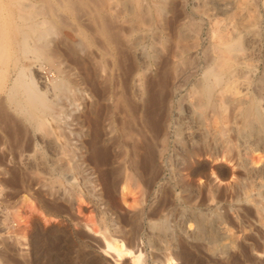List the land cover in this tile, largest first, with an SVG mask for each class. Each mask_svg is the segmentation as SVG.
I'll return each instance as SVG.
<instances>
[{"label": "rangeland", "instance_id": "374dc122", "mask_svg": "<svg viewBox=\"0 0 264 264\" xmlns=\"http://www.w3.org/2000/svg\"><path fill=\"white\" fill-rule=\"evenodd\" d=\"M1 1L3 0H0V20L4 21V23H1V29L9 33L12 30V24L4 19L8 9L1 7ZM25 1L33 3L37 1L36 3H40V0ZM115 1L118 0H111L110 2L113 3ZM155 1H157L158 4H156L158 6L153 4L152 0H142V10L137 6L129 10V4H120L116 10L117 17L122 22L125 21L126 24V20L152 21L150 23L154 24L153 29H157L164 17L172 15V9L177 12L179 21L185 26V37L177 44H173L172 47V53H179L180 55L174 57L169 69L167 87L164 88V91L169 94L168 98L165 102L157 104L165 124L169 146L160 157L158 156L157 162L159 161L160 173L159 177L154 181L149 182V175L146 176L149 172L145 167L141 166L143 170L141 168V171L140 169L137 171L130 166L129 160L134 158L133 145H131L133 141L125 139L121 134L122 122L124 118L126 120L129 117L126 116L125 112L121 111L123 110L122 108H118L120 103L116 102L118 101L116 98L118 94L121 95L126 90H123L125 84L122 82L125 81V77H123L125 71L121 69L113 70L112 72L116 71L114 73L111 72V82L107 81L105 82L108 83L107 85L103 84V87L106 85L104 90L108 92V96L106 95L107 99L99 100V105H97V102L95 104L97 97L93 99L90 89L81 83V65L73 62L64 52L67 44L79 41V37L74 30L66 29L61 31L58 25H55L53 30L47 34L49 38L44 36L45 40H50V44L45 46L38 55L35 52V54L30 52L28 59L14 61L8 67L11 76L15 77L16 70L21 64L25 63L29 66L27 73L35 77L36 86L44 92L49 107L48 109L45 106H41L40 110H32L38 112V114H43L39 123H30L26 119L29 113H27V109L25 111L16 107V103L8 101L9 103L4 104L7 106V110L9 109L8 112L11 117L13 120L26 122L31 134L46 136L55 140L54 142L58 144L59 151L67 164V174L58 172L49 160L50 148L48 149L47 146L39 144L35 151L31 150L30 153L35 152L37 156L41 157L51 167L49 168L48 182L50 181L49 185L51 183L52 189L60 191L59 195L48 197L50 198L48 199L50 208H47L43 204V200L36 193L34 194V190L24 186L26 182H22L19 187L17 186L19 189H16L12 198L13 202L8 206L9 208L6 209L5 207L6 210L3 209L4 215L1 218V224L3 225L0 233L2 232V235L7 236L9 232L11 234V232L16 231L24 235L19 242L14 243L12 238L11 240L9 239V242H13V246L18 249L13 247L16 251H13L12 254L15 255V258L21 264H114L113 257L103 251L101 234H95L86 224L91 222L92 227L96 231L103 230L115 233L118 230L120 232L116 233H121V237L128 244L135 245L137 241L135 237L139 234L136 232V234L130 236L132 235L129 233L131 225L127 218L142 210L145 215H141L144 220L142 218L139 222L138 233H143L142 238L145 241L143 249L147 252V256L150 257L147 264H153L157 254L159 256L162 254L157 248L160 246L163 249L171 247L177 252L179 258L176 259L174 264H196V258L201 259L203 264H214L215 258L207 253L206 249L209 248L208 245H211V243L209 244V235H211L210 233L214 235L216 228H218L220 233L225 234L224 240L221 239L218 244L222 245V242L231 244H229L228 253L224 254V258H219L217 261L219 262L221 259L229 261L231 259L229 261L231 262L233 256L235 257L239 254L240 245L245 240V236L252 239L261 230L259 227L264 222V121L261 127L262 132L260 131L259 133L251 129L249 131L248 127L245 126L246 123L242 124V121L236 117V112L238 111L237 108H234L239 104H233L232 102H235V98L238 95L242 96V100H244L240 106L257 108L255 110H258L257 112L261 114L264 120V0H154V3ZM70 22L73 28L82 26L81 19L74 15L71 16ZM224 24L229 25H226V31L228 29L227 32L230 33L229 35L235 48L230 53H223L224 55H222L221 59L219 61L216 60V64L213 62L212 69H209L206 52L214 51L212 41L216 39H211V36L214 33L216 34L219 31V27ZM153 29H150V31L152 32ZM213 36L216 37L215 35ZM147 42L148 45H146L145 49L149 51L150 41L148 40ZM8 48L10 57H15L18 50L17 46L10 44ZM87 53V50L79 48L76 50L77 56L80 57ZM108 61L110 62V58L105 60L108 67H110V64L107 63ZM154 62L156 63V60L150 57L149 65L147 64L149 67L142 73V79L145 83L146 80L155 79L158 62L156 64ZM208 69L213 70L211 73L214 74L207 76L208 74L204 71ZM120 71L122 75H120ZM145 72L147 79L144 78ZM112 74H114V77L117 75L116 78L112 77ZM243 89L244 92L242 91ZM129 96L130 94L127 97ZM133 102L132 105L135 109H138L139 105L142 106V100L140 99ZM0 103L3 104L1 99ZM101 104L103 109L100 107ZM97 107L102 109L99 110V113L102 111L100 114L104 117L102 119L103 122L105 121V125L109 123V125H106L107 127H114V132H107L109 135L107 134L103 137L104 142L108 139L105 145L109 147V160L102 164L100 168H94V163L87 160V162H90L88 165L90 168L85 169V166H80L79 156L82 153L85 157L89 156L87 155L89 154L88 147L93 137L90 132L95 129L96 125L94 124V119L89 120L88 117L90 116L89 111H95ZM182 114L183 116L184 114H190L191 117L185 118L184 116V119L183 116L181 117ZM235 119H239L240 122ZM200 121L206 126L207 132L205 131L206 134L204 133L198 137L194 132L196 123L201 124ZM220 121H222L221 124L218 123ZM237 123L240 126L244 125L242 126L243 128L245 127V131L243 130L241 134H238L236 129H233V127L237 126ZM89 125L92 129L89 128ZM131 126H134L135 131H137V134L135 132L139 138L136 137L137 142L139 144L141 142V145L135 142L138 154L134 155L140 159L141 154H143V149L141 148L143 141L139 129L144 127V125L139 117V110L135 112ZM231 126H233L232 129ZM111 127L107 128V131ZM151 129V127L142 129L146 133V139H150V141L153 140ZM232 130L234 131L232 132ZM214 131L217 132L219 137ZM220 131L222 132L220 133ZM3 133L1 128L0 134L2 135ZM190 135L192 136L191 139L202 142L203 146L211 142L215 135L217 136L215 139L218 140L223 135L220 140L224 138V140L226 139L230 142L231 149L230 153L228 152L229 155H227V157L229 156L228 159L225 157L216 161V156L208 154L206 150L208 146H206V149L200 153L201 157H195L196 162L199 163L190 165L191 162L184 154L186 144L187 146L191 144ZM110 136H114L115 141L118 139L116 141L117 145H112L109 142ZM187 139L189 142H187ZM177 141L180 142L178 143ZM182 141L184 142L182 143ZM180 143L183 146L182 148ZM83 144L85 147H83ZM6 153L9 154H7L9 160L11 155L10 161H8ZM219 153V157H222L223 152L220 151ZM3 154L4 157L0 154L1 198L7 192H14L11 191V182H7L9 179L7 177L11 176V171L13 172L15 169L21 171L23 169L20 163L13 161L11 152L6 149ZM253 159L258 161V163L253 164ZM166 162L168 163L166 164ZM3 165L6 167H3ZM203 165H206L204 169L205 173L208 174L207 178L201 174L195 173L194 175L192 172L194 168L197 169L198 166L200 168ZM8 168L11 170L9 174L5 172ZM212 169H216L217 179L211 175ZM92 170L95 171L94 174H92ZM106 170L107 173L105 175L107 176H102L101 172H106ZM126 177H128V187L140 201L139 207L141 209H131L119 203L120 206L115 207L112 212H104V209L95 202V195L92 194V191H89V188L97 184L99 192L104 194L102 196L105 199H108L109 191L105 186L115 182L118 189ZM3 194L4 196H2ZM116 196L119 200V190H116ZM79 197H82V203H79ZM2 204L4 203L2 202ZM56 206H58L57 209L55 208ZM17 209L19 210V217L16 215ZM261 209H263L262 213L259 212ZM196 220L200 225L198 234L201 237L202 244L199 252L194 247L198 234L192 230L194 228L189 229L187 227L189 223L194 225ZM149 221L153 222L150 226L148 224ZM115 225H119V227L116 226V228ZM50 228L54 229L48 234L49 239L42 241L39 236L45 234ZM195 235L196 237H194ZM11 236H15V234L12 233ZM37 243L38 245L40 244L39 247ZM205 245H207L206 248ZM0 264H5L4 259L2 260L1 257ZM124 264H128V261Z\"/></svg>", "mask_w": 264, "mask_h": 264}, {"label": "bare ground", "instance_id": "6f19581e", "mask_svg": "<svg viewBox=\"0 0 264 264\" xmlns=\"http://www.w3.org/2000/svg\"><path fill=\"white\" fill-rule=\"evenodd\" d=\"M110 1L111 0H40V3H36L37 1L34 3L33 2H26L25 0H3V1H1V7H3V8L6 7L8 9L7 14H5V16L4 15L3 16H4L5 21H7V22L9 21L10 24H12V30L9 33L5 32L4 29L2 30L1 29V23H4V21L0 20V99H1V102H3V104L0 103V106L2 107L0 109V129L2 128V130L4 132L2 135L0 134L2 136V137L0 136L1 137L0 138V150H2L1 151L2 153L0 152V154H2V156H3L5 154V153L3 154V152L7 149L8 152L12 153L13 161L15 163H20L22 165L23 169H21V171H19V169L18 170L15 169V171L12 172L11 171L12 167L10 166L11 170L8 168L5 171L8 174H9V171H11V174H10L11 176L7 177V178H9L7 180V182L8 181L11 182V184H12V185L10 184L12 186L11 191H14V192H7V190H6V192H7L6 195L4 196V194H3L2 196H4V197H2V198L0 197V199H1V201H0V229H2L1 227L3 225V224H1V218L4 215L3 209H5V207H6V209L9 208L8 206H10L11 202H13L12 198L15 195L16 189L17 190L19 189V188H17V186L19 187V185H21L22 182H26V184L24 183L25 184L24 186L29 187L30 190H34V194L36 193L43 200V204L47 208H50L49 200H48L50 198H48V197L59 195V193H60L59 190H55V189L51 188V186H50L51 183L49 185V182H50V181L48 182L49 174H50L49 168H51V167H49L47 162L44 161L41 157L37 156V154L35 152L30 153L31 150L35 151L36 147L39 144L47 146L48 149L50 148L49 149V151H50L49 160L51 161L52 166L58 172L67 174L66 161L64 160L61 152L59 151L58 144L56 142H54L55 140L49 139L46 136H39L37 134H34V135L31 134L27 123L23 122V121L21 122L19 120L18 121L13 120L10 113L8 112L9 109L7 110V106L4 104V103L12 102V103H16V107H19L23 110L27 109V113L28 112L29 113H28V116L26 119L29 120L30 123H39L40 122L43 113L38 114V112H35V111L37 109L40 110L39 108L41 106H45L46 108L49 109L48 103L46 101V97L44 95V92L41 89L37 88V86H36L35 77L32 75H29L27 73V68L29 66H27L25 63L22 62L23 64H21V66H19L16 70L15 77L11 76V72L9 71L8 67L14 61L28 59L29 58L28 54H30V52L31 53L35 52L38 55L39 52H41V50L43 48H45V46L50 44V42H49L50 40H47V39L45 40L44 36L45 37L48 36V38H49V35H47V34H49V32H51L53 30L55 25H58V27L60 28L61 31H65L66 29H72L76 32V35L79 37L78 42L75 41L76 43L74 42V43L67 44V46L64 48V52H65V55L67 57H69L73 60V62L79 63L81 65V69H82V74L80 75L81 83L85 84L90 89V92L92 94L91 96L93 97V99L94 98L96 99V97H97V99H96L97 101L94 102L95 104L97 102V105H99L100 104L99 100L105 99L108 96L107 95L108 92L104 89H105V86L108 84L105 82L110 81L111 72L113 70L117 71V70H121V69H122V71H125V73H123L124 74L123 77H125V81H122L123 84H125L123 87V90L124 89H126V90L128 89V90H127V92H126V90H124V91L122 90L123 93L121 95L118 94L117 95L118 97L117 98L115 97V98L118 100L116 102H118V104L120 103V106L117 104L118 108H122L123 110H121V109L120 110L122 112H125L126 116L129 117L126 120L124 118V121L122 122V127L120 130L122 131L121 134L125 139H130L133 141V144H131V145H133L132 149H133V157L134 158L129 160L130 166L134 170H137V171H139V169L141 171V168H142L141 166L145 167L147 169V171L149 172L146 174V176L149 175V178L147 177L149 179V182L152 180L154 181L155 179H157L159 177V173H160L159 169L160 168H159V164H158L159 161L157 162V159H158V156L160 157L164 153V151L167 150V148L169 146V140H168V137L166 135L165 124H164V121L162 119V115L159 112L157 104H161V103L165 102V100L168 98L169 94L164 91V88L167 87L166 84L168 82L167 80H168L169 69L172 65V61L174 60V57L180 55L179 53L173 54L172 53V47H173V44H177L182 38L185 37V35H186V31L184 30L185 26L183 25V23H181L179 21V19L177 17V12L175 10H172V9H171L172 15L169 17H164L162 19V22L157 26V29H153L154 24L150 23L152 21L126 20L127 21V24H126L125 21L122 22L117 17V15H116L117 7L120 4H125V5L129 4L130 5L129 10H132V8L135 6L140 7V9L142 10V8H143L142 0H118V1H115L113 3ZM152 1H153L152 2L153 4H155V5L158 4L157 1H155V3H154V0H152ZM39 7H41V9H39ZM72 15L81 19V22H82L81 25L82 26H79V27L77 26V27L73 28V26L71 25V22H70V18ZM226 25H228V24H226ZM226 25L225 24L221 25V27H219V29H218L219 31L216 34L215 33L212 34V36H211L212 37L211 39H214V38H216V39H215V41L214 40L212 41L214 51L212 52L210 50V52H206L207 64H208L209 69H212L211 66H213V62L215 63L216 60L219 61L221 59L222 55L232 52L233 48H235V46L233 45L234 43L232 42V38L229 35L230 33L227 32L228 29L226 31ZM150 29H153V31L151 32ZM216 29H217V27H216ZM213 35H215L216 37H214ZM148 40L150 41V43H149L150 50L148 48L149 51H147L145 49L146 45H148L147 44ZM163 42H164V45H163ZM10 44H15L17 46L18 50L15 54V57H10L9 48H8V46ZM77 48H79L81 50H87L88 53L81 56V57L77 56V54H76ZM46 49H47V47H46ZM150 57L155 59L156 63L158 62V66H157L158 70L156 72L157 74L154 77L155 79L154 80H146V83H145L144 80L142 79L143 78L142 73H143V71H145L149 67L148 61H149ZM108 58H110V62L108 61L107 63L110 64V67H108V65L105 62V60H107ZM156 63L154 62V64H156ZM239 64H241V63H239ZM209 69L204 71L208 74L207 76L214 74V73H211L213 70L211 71ZM237 70L239 71V69H237ZM116 71H114V72H116ZM114 72H112V73H114ZM119 73H120V75H122L121 71ZM116 74H118V73H116ZM144 74H145L144 78H146L145 77L146 72ZM112 75H113L112 77H114V74H112ZM116 76L114 78H116ZM120 77H122V76H120ZM122 79L124 80V78H122ZM142 80H143V83H142ZM223 81H224V79H223ZM114 82H116V81L114 80ZM211 82H212V80H211ZM104 83L106 85H104V87H103ZM210 83H208V84H210ZM222 83H224V82H222ZM205 84L207 85V83H205ZM242 85H241V87H242ZM235 87H236V85H235ZM238 87L241 88L240 86H238ZM229 88H230V86H229ZM244 89L242 90L243 92H244ZM117 91H118V89H117ZM117 91H115V92H117ZM115 92H114V94H115ZM200 92H202V91H200ZM205 93H207V92H205ZM128 94H130L129 97H127ZM4 95H5V97H4ZM226 97H227V95H226ZM244 98H246V97H244ZM108 99H110V98H108ZM138 99L142 100V106L139 105V108L137 107L138 109H135V107L132 105V103H134L133 101H136ZM243 100H242V96L238 95L235 98V102H232L233 104L234 103H237V105L239 104L238 106H236L234 108V109L237 108V111H238V112H236V114H237L236 117H238L242 121V124L246 123L245 126L248 127L249 131L251 129V130L257 131L259 133H260V131L262 132L261 127H262L264 120L262 119L261 114L259 112H257L258 110H255L257 108L254 109L252 106H249L246 108L240 106L241 103L243 102ZM248 105H250V104H248ZM101 106H102V104L100 105V107ZM102 109H98V107H97V110L89 111L90 116L88 118H89V120L94 119V124L96 125V127L93 130L91 128V126L89 125L90 126L89 128L92 129L91 130L92 132H90V131L89 132H90V134L92 133V135H93L91 142L89 144V147H88L89 148V154H87V155H89V156L85 157V155L83 153L80 154V156H79L80 166L81 167L85 166V169L90 168V167H88L90 162L94 163V168H96V167L100 168V166L102 164L106 163L109 160V154H108V151H109L108 148L109 147H107L105 145L106 144L105 142L108 139L104 142L103 137L105 135H107L108 133L114 132V127L109 126L111 128L108 129V131H107V128H109V127H107L106 125H109V123L105 125V121L103 122V119H102L104 117H102V115L100 114L102 111H100V113H99V110H102ZM32 110H35V111H32ZM137 110H139V117L141 118V121L144 125V127L139 129V133L142 135L141 137H142V141H143L142 146H141V148L143 149V154H141L140 159H138V157L134 156V155L138 154V151H137L138 149H137V145H136V143H138L137 139H136L137 131H135L136 129L134 128V126L133 127L131 126V121L134 119V115H135V112ZM180 112H182V111H180ZM182 116H183V114L181 115V117ZM184 116H185V118L191 117L190 114H186V115L184 114ZM184 116H183V118H184ZM199 117H197V118H199ZM231 119H233V118H231ZM239 119H237V120L235 119V120L237 122L238 121L240 122ZM191 122H193V121H191ZM221 122L222 121H220L218 123L221 124ZM200 123L201 124L196 123L197 125H195L196 130L194 133H195V135L197 134L198 137H200V135H203L207 129L206 126H204L201 121H200ZM120 125H121V122H120ZM233 126H236V125H233ZM233 126H231V129ZM242 126H244V125H242ZM242 126H240V124L237 123V126L233 127V129H236L237 133L241 134V133H243V130L245 131V127L243 128ZM145 127H151L152 128L151 130L153 132V140L150 141V139H148L149 140L148 141L146 139V133H144L142 131V129H144ZM212 129H214V128H212ZM186 130H188V129H186ZM215 130L217 131L216 128H215ZM219 130H221V129H219ZM210 131H208V132H210ZM216 131H214V133L217 134ZM233 131L234 130H232V132ZM135 132H136V134H135ZM221 132L222 131H220V133ZM139 133H138V135H139ZM178 133H177V136H178ZM223 134H224V132H223ZM118 135H120V134H118ZM191 135L189 136L190 139L192 137ZM150 136H152V135H150ZM217 136L219 137L218 134H217ZM217 136L215 135L214 137L217 138ZM236 136H237V134H236ZM113 137H111V139L109 138L110 139L109 142H111L112 145H117L116 141L118 139H116V141H115V138H113ZM221 137H223V135ZM221 137L219 138V140L213 138L212 141L206 145V146H208L207 149H206V146H203L201 144L202 142L200 143V141H198V140H194V139L190 140L189 139L191 144H188V146L186 144V146L184 147V154H185L186 158L191 162L190 165H192L193 163H199V162H196L195 157H197V156L201 157L200 153L202 151H204V149L207 150L208 154H211L212 156L213 155L216 156V161L222 160L225 157L228 159L229 156L227 157V155H229L228 152L230 153V149H231L230 148V142L226 139L224 140V138H223V140H220ZM193 138H195V137L193 136ZM135 139H136V141H135ZM122 140H123V138H122ZM140 140H141V138H140ZM140 140H138V141H140ZM202 140H204V139H202ZM234 141H236V140H234ZM115 142H116V144H115ZM123 142H125V141H123ZM127 142H128V140H127ZM177 142L179 143L180 141H177ZM183 142L184 141H182V143ZM187 142H189L188 139H187ZM118 145H120V144H118ZM139 145H141V142ZM180 145H181V143H180ZM83 147H85L84 144H83ZM83 147H81V148H83ZM180 147L182 148L183 146L181 145ZM220 151L223 152L222 157H219ZM139 153H141V152H139ZM7 154L8 153H6V157H8ZM10 160H11V155H10ZM10 160L8 157V161H10ZM87 160H89L90 162H87ZM252 162H253V164L258 163V161H256L255 159H253ZM167 163L168 162H166V164ZM84 164H86V165H84ZM5 165H6V163H5ZM204 166H206V165H203V167H200V168H198L199 167L198 166L197 169L194 168L192 170L194 175H195V173L201 174L202 176L207 178L208 174L205 173ZM3 167H6V166L3 165ZM100 170H103V169H100ZM142 170H143V168H142ZM206 170H208V169H206ZM110 171H112V170H110ZM110 171H108V172H110ZM94 172L95 171L92 170V174H94ZM106 173H107V170H106V172H101L102 176H104ZM164 174H165V172H164ZM5 175H7V174H5ZM108 175H109V173H108ZM113 175H114V173H113ZM118 175H119V173H118ZM211 175H213L216 179L218 178V174H217L216 169L211 170ZM105 176H107V175H105ZM115 177H116V175H115ZM97 179H99V178H97ZM113 180H115V179H113ZM127 180H128V177H126L124 179V181L120 184V188H118V189H117V185L115 182H112L108 186H105L106 188H108V191H109L108 199H105L102 196L103 193L99 192V190L97 189V187H98L97 184H94L93 187H90L89 191H92V194L95 195V197H94V200H96L95 202H97L104 209V212H106V213L112 212V210L115 207L120 206L119 203H122L124 206H126L128 208L139 210V209H141L139 207L140 201H139V199H137L135 194H133L131 192L130 188L128 187ZM1 181H2V179H1ZM5 182H6V180H5ZM27 187H26V189H27ZM116 190H119V194H120L119 200L120 201L117 199ZM8 191H9V189H8ZM208 192H210V191H208ZM0 194H1V191H0ZM201 197H203V196H201ZM207 197H205V198H207ZM208 199H209V197H208ZM214 200H215V198H214ZM78 201H80L79 203H82V201H83L82 197H79ZM2 202L4 204H2ZM52 207H54V206H52ZM55 208L57 209L58 206H56ZM16 211H17L16 215H17V217H19V210L17 209ZM259 212L262 213L263 209H261ZM192 214H195V213H192ZM141 215L142 216L145 215L143 210L137 211L131 217L127 218L129 224L131 225V227H130L131 229L129 228L130 225L128 226V228L131 230V231L129 230L130 232L129 231L128 232L132 234L130 236H133L134 234H136V232H137V234H139L137 237H135V238H137L135 245L128 244L123 239V237H121V233H116V232H120L118 230L115 231V233H109L110 231L107 232V231H103V230H97L96 231L92 227L91 222L87 223L86 226L91 231H93L95 234H98V233L101 234V241H102L101 245L103 246L102 247L103 251L105 254H110L113 257L114 264H124L127 261H128V264H147L150 257L147 256V252H145V250L143 249V243L145 242L142 238L143 233H141V232L138 233L139 232V230H138L139 222L142 220V218L144 220V217L141 218ZM211 215H213V214H211ZM261 216H262V214H261ZM159 217H160V215H159ZM15 220H16V218H15ZM148 224L150 226L153 224V222L151 223L149 221ZM119 225H115V227L116 226L119 227ZM149 226H147V228H149ZM153 226H155V225H153ZM187 227H189V229L194 228L192 230H194L196 232V234H198L200 231V225H199L197 220L195 221L194 225H193V223H189V226H187ZM241 227H243V226H241ZM126 228H127V226H126ZM234 228H235V225H234ZM52 229H54V228L48 229L47 232L45 234L40 235L41 237L39 236V238H41L42 241L43 240L47 241L49 239L48 234H50L52 232ZM118 229H120V228H118ZM216 229H217L216 231L213 230V231H215L214 235H212V233H210L211 235H209V244L211 243V245H208L209 248L206 249L207 253L211 254L215 258L214 262L212 261L214 264H249V263H251V264H264V222L261 224V227H259V229H261V230L258 229L259 231L257 232V234L255 236L252 235L253 236L252 239H250V237L245 236V238H244L245 240L243 241L244 243L243 242H242V244L240 243L241 245H240L239 254L235 257L233 256L231 262H229L231 260L230 258H229L230 259L229 261H227L225 259L224 260L221 259L219 262L217 261V259H219V258H224V254L228 253L230 243L228 244V243L222 242V245L218 244V242H220L221 239L224 238L225 234L223 235V233L219 232L218 228H216ZM12 233H14L15 236H11ZM11 234L9 232V234L7 236H9V235L10 236L7 237L4 234L2 235V232L0 233V257L2 258V260L4 259L5 264H21L20 261L15 258V255L12 254L13 251H16V250L13 249V247H15V246H13L12 241H11L12 243L9 242V239L11 240V238H12L14 243L19 242L20 238L24 237V235H22L21 233L16 232V231L11 232ZM147 237H148V235H147ZM194 237H196V235ZM238 237H237V239H238ZM43 238H45V239H43ZM195 240H196V242H195L196 244H194L195 245L194 247L199 252L201 250V245H202L201 244V237H199V234L197 235ZM232 240H234V239H232ZM37 241H38V239H37ZM39 242H40V240H39ZM38 243H37V245H38ZM206 244H208V243H206ZM39 245H38V247H39ZM206 246L207 245H205V248H206ZM34 247H36V246H34ZM157 248L161 251L162 254H160V256L158 254H157V256L155 255L156 257L153 260V264H174L176 259L179 258L177 252L174 249H172L171 247H169L167 249L166 248L163 249L160 246ZM234 251H236V250H234ZM229 257H230V255H229ZM226 258H227V255H226ZM195 263L196 264L197 263L203 264V261L201 259L196 258Z\"/></svg>", "mask_w": 264, "mask_h": 264}]
</instances>
